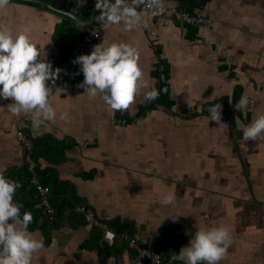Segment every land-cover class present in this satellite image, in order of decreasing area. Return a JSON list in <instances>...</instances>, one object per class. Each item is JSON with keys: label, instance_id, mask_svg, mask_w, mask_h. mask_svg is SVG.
Segmentation results:
<instances>
[{"label": "crops", "instance_id": "0c3cea01", "mask_svg": "<svg viewBox=\"0 0 264 264\" xmlns=\"http://www.w3.org/2000/svg\"><path fill=\"white\" fill-rule=\"evenodd\" d=\"M62 1L68 9L61 10L89 20L95 0ZM27 2L9 0L0 8V23L15 30L29 24L41 56L45 52L54 67L82 37L61 58L54 38L69 16ZM190 4L193 12L211 21L191 29L195 39L186 36L187 26L180 21L156 18L143 10H139L142 23L133 29L122 22H107L101 31V40L139 48V63L149 86L156 83L152 72L155 49L160 50L169 71L172 103L168 108L159 105L135 117L152 99L144 95L148 89H141L127 108L120 109L135 117L127 123L116 118V109L101 96L94 97L80 86H65L50 95L56 118L42 119L40 127L34 128L30 114H12L8 107L12 99L2 98L0 172L6 174L26 163L16 136L21 129L28 137L47 142L48 156L57 159L37 161L38 179L57 184L50 197L85 204L106 223H129L131 235L149 247L172 225L180 227L185 245L198 227L227 225L231 244L218 264H264V138L245 140L242 132L244 124L264 111V0H190ZM179 5L180 0H162L164 7ZM88 6L89 17L83 20L78 11ZM99 16L95 12L94 20ZM69 18L74 26L84 25ZM235 86L249 99L247 107L234 110L240 113L235 116L236 128L208 121L202 104L231 98ZM172 191L177 194L172 205L161 204L163 195ZM71 213L65 209L47 237L40 229H30L45 245L32 264H108L109 257H116L115 264H135L130 252L134 250L122 239L108 245L124 243L127 248L106 258L87 248L84 244L96 226Z\"/></svg>", "mask_w": 264, "mask_h": 264}, {"label": "clouds", "instance_id": "9594fccd", "mask_svg": "<svg viewBox=\"0 0 264 264\" xmlns=\"http://www.w3.org/2000/svg\"><path fill=\"white\" fill-rule=\"evenodd\" d=\"M141 0H97L100 9L99 19L104 22L123 23L128 30L142 23L137 5ZM152 15L164 11L162 0H146ZM9 0H0V8ZM31 26L23 24L15 30L0 23V99L11 98L9 110L14 115L30 114L32 126L39 128L42 119L56 118V109L50 103L53 91L50 78L56 77L60 68H53L52 62L41 56L39 45L30 36ZM139 48L124 41L102 39L93 45L90 53L78 55L74 62L79 63L84 79L79 86L92 96H101L112 109L127 108L141 89L146 98H155L158 90L149 86L139 63ZM247 96H241L236 107L245 108ZM208 121H216L225 128L222 121V104L209 107ZM63 118V114H62ZM245 140L264 138V111H258L242 128ZM19 181L0 172V264H32V259L45 245L29 229L32 214L21 212L22 204L15 200ZM177 199L175 191L163 195L160 203L172 205ZM161 222V221H159ZM231 244L230 229L218 224L196 228L189 242L173 255V261L184 264H218ZM116 257H109L108 264H115ZM158 262V260H157Z\"/></svg>", "mask_w": 264, "mask_h": 264}, {"label": "trees", "instance_id": "16d2710c", "mask_svg": "<svg viewBox=\"0 0 264 264\" xmlns=\"http://www.w3.org/2000/svg\"><path fill=\"white\" fill-rule=\"evenodd\" d=\"M50 3L52 6L60 9H68L67 6L64 5L62 0H43ZM204 2V1H203ZM27 3L38 6L39 4L34 1H28ZM180 7L186 8L188 11H192L194 9V5L190 4V0H180ZM89 7L84 9H79V15L82 17L83 20H87L89 17ZM100 11L96 8V15H98ZM98 19V18H97ZM97 19L94 21L96 22ZM72 19L67 17L64 21L60 23L57 28L56 36L54 38V42L56 45L59 46V49L62 51L61 58H64L69 46H73L74 42L81 38L83 35L84 29L86 25L75 24L74 26L71 22ZM186 25V24H185ZM187 32L186 36L190 39H195L194 32L191 29H195L192 25H186ZM66 33L65 36L63 34ZM155 54L157 56V63L155 65V69L153 70L152 74L156 79L155 88L158 90V95L155 98H152L151 101L146 104L144 107H141L139 112L136 114L135 117L144 116L145 112L153 107L163 106L168 108L172 103V100L169 99V71L167 65L163 59L160 58V50L155 49ZM242 89L240 86H235L233 89V93L231 98L227 96H222L220 98L214 99L212 101L204 102L201 106V112L204 114L209 115L208 109L211 105L216 103L222 104V117L221 119L226 121L230 128L234 129L235 127V116L238 115L240 117V113L236 111L235 113V105L238 104L241 95ZM231 107H234L232 109ZM115 116L118 119H124L125 122L129 123L134 120L135 117H129L126 112L121 113L120 109L115 110ZM33 141V150H32V157L35 159V162L38 161L39 157H43L45 159H50L55 161L57 159L50 158L48 155L49 153L47 150L51 151V148L48 147L47 142L44 140L38 139ZM44 146H43V145ZM54 148V145H51ZM47 147V148H46ZM35 170L38 174H41L39 169L38 162L35 164ZM6 176L10 177L11 179L17 180L20 183V186L17 188L15 193V200L19 201L22 204L21 212L28 210L32 214V221L28 225L29 229H40L44 235L47 237V230L50 227L58 225L59 221L63 216V212L65 209H69L72 215L78 214L74 207L75 205L66 202L65 199H57L55 196L50 197V203L55 209V214L53 218H49L46 216L42 211L41 208L38 206V198L37 193L34 186L30 182L31 173L27 168V164L24 163L22 167L12 169L8 171ZM41 183L48 185L50 188V193H55L56 190V182L52 179H43L41 178ZM66 207V208H65ZM107 225L114 229L117 233L119 232H128L129 234H133L132 227L129 223H121L119 221H112L107 222ZM87 248H95L97 249L104 257H108L109 253H118L123 248H127L124 243L119 244L115 247V245H108L107 242L102 240V232L95 227L94 232L91 234L90 238L84 244ZM185 245V238L182 235L180 227L177 225H172L167 229H163L159 235L156 237V242L151 247L154 251L161 253L167 257H172L176 253L179 252L180 248ZM136 257L134 252L130 251ZM103 257V258H104ZM101 258V259H103ZM179 261V260H177ZM183 262V261H182Z\"/></svg>", "mask_w": 264, "mask_h": 264}, {"label": "built area", "instance_id": "2783aa9c", "mask_svg": "<svg viewBox=\"0 0 264 264\" xmlns=\"http://www.w3.org/2000/svg\"><path fill=\"white\" fill-rule=\"evenodd\" d=\"M137 7L138 10L147 11L152 15L151 9L147 7L146 0H141ZM163 8V12L152 16L156 18L161 17L165 19H176L183 24L192 25L194 27L209 25L211 23L209 18L201 14L188 11L184 7L163 6ZM106 23L107 22L98 19L95 23L87 26L82 38L75 42L72 52L53 67L61 69L56 77L50 78V84L53 90L63 88L65 86L76 88L79 86L80 82L83 81L84 76L80 71V65L79 63H75L74 60L82 53H90L93 45L101 41V31ZM16 136L22 145L27 168L31 173L30 182L36 190L38 206L46 216L53 218L55 209L50 203V188L48 185L41 183L38 179L37 172L35 170L36 162L31 156L33 150L32 138L28 137L21 129L17 131ZM74 210L83 217L86 223H90L102 231L103 241L112 243L116 238L126 241L135 252V264H184L182 261H173L171 257L162 255L161 253L154 251L151 247L140 244L135 235H131L128 232L117 233L114 229L108 226L106 222L100 221L96 217L94 211L85 204L75 205Z\"/></svg>", "mask_w": 264, "mask_h": 264}, {"label": "water", "instance_id": "95a60500", "mask_svg": "<svg viewBox=\"0 0 264 264\" xmlns=\"http://www.w3.org/2000/svg\"><path fill=\"white\" fill-rule=\"evenodd\" d=\"M27 1H34V2H37L45 7H48L56 12H59V13H62L64 15H67L69 17H72L73 19H75L78 23H81V24H84V25H90L93 20H94V16H95V12H96V2L97 0H95L93 2V5H92V8H91V12H90V18L88 21H82L80 20L78 17H76L74 14L70 13V12H67V11H64V10H61V9H58L54 6H52L50 3L46 2V1H43V0H27Z\"/></svg>", "mask_w": 264, "mask_h": 264}]
</instances>
